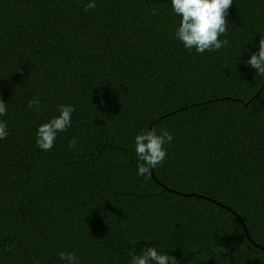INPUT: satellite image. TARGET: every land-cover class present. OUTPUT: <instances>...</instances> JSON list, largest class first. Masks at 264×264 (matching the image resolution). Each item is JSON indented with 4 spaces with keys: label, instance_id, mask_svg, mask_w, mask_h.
Segmentation results:
<instances>
[{
    "label": "trees",
    "instance_id": "trees-1",
    "mask_svg": "<svg viewBox=\"0 0 264 264\" xmlns=\"http://www.w3.org/2000/svg\"><path fill=\"white\" fill-rule=\"evenodd\" d=\"M88 2L0 0V264H128L146 247L264 264V81L245 63L264 0H233L229 46L202 55L175 39L169 0ZM60 104L73 125L44 152L36 129ZM152 128L174 139L145 179L134 138Z\"/></svg>",
    "mask_w": 264,
    "mask_h": 264
},
{
    "label": "clouds",
    "instance_id": "clouds-1",
    "mask_svg": "<svg viewBox=\"0 0 264 264\" xmlns=\"http://www.w3.org/2000/svg\"><path fill=\"white\" fill-rule=\"evenodd\" d=\"M169 3L171 13L179 18L174 36L182 43L184 49L202 55L205 52H219L229 46L226 38L229 23L226 16L233 0H169ZM96 6L97 0H89L85 11L92 10ZM151 14L159 15V11L153 8ZM257 33L264 34V32ZM255 47L257 48L255 52L249 49L251 54L245 63L255 70L257 78L264 81V35ZM27 109L41 111L43 109L41 98L35 96L29 100ZM56 111L58 114L39 124L36 129V146L44 152L52 150L58 135L67 132L73 125L72 116L76 111L74 105L60 104ZM7 114L8 104L0 99V141L9 135L8 123L2 119ZM173 139V135L167 130L158 133L155 128L141 131L135 136L133 152L138 177L150 178L152 170L164 163L168 155L165 146L170 145ZM76 144L77 139L73 138L69 142V148H76ZM171 258L167 252H161L157 247H146L139 253L133 248L129 253L128 264H170ZM58 259L61 264H81V258L75 251H62L58 253Z\"/></svg>",
    "mask_w": 264,
    "mask_h": 264
},
{
    "label": "water",
    "instance_id": "water-1",
    "mask_svg": "<svg viewBox=\"0 0 264 264\" xmlns=\"http://www.w3.org/2000/svg\"><path fill=\"white\" fill-rule=\"evenodd\" d=\"M152 176H154V172L152 171Z\"/></svg>",
    "mask_w": 264,
    "mask_h": 264
}]
</instances>
